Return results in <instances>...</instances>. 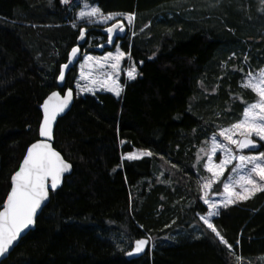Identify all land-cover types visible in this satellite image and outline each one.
<instances>
[{"label":"trees","instance_id":"trees-1","mask_svg":"<svg viewBox=\"0 0 264 264\" xmlns=\"http://www.w3.org/2000/svg\"><path fill=\"white\" fill-rule=\"evenodd\" d=\"M89 1L105 14L136 15L135 29L145 30L121 40V48L139 73L122 79L121 97L76 96L59 119L54 147L73 171L2 264H264V192L214 219L231 251L198 217L207 207L197 154L204 156L201 147L219 127L241 118V98L256 99L240 84L245 70L264 66L259 0ZM79 8L61 0H0V204L39 139L42 102L60 89V68L84 27ZM86 28L84 49L91 35L103 37L99 45L107 40L100 26ZM77 77L74 67L60 91H75ZM135 150L152 155L123 158ZM194 227L201 235L191 238ZM142 237L154 249L128 260Z\"/></svg>","mask_w":264,"mask_h":264},{"label":"snow or ice","instance_id":"snow-or-ice-1","mask_svg":"<svg viewBox=\"0 0 264 264\" xmlns=\"http://www.w3.org/2000/svg\"><path fill=\"white\" fill-rule=\"evenodd\" d=\"M71 0H61V3L69 5ZM117 16H124L129 25L134 20L133 14L108 13L105 14L98 6L85 4L77 15V19L107 24L114 21L110 27H106L108 33L107 42L113 43V36L125 32V26L122 21L117 20ZM76 27V24H73ZM86 29L81 28L79 39L84 40ZM80 49L73 47L68 54V62L63 64L59 71V81L65 80V70L76 61ZM125 53L121 52L117 46L116 54L109 52L102 58L85 57V63L80 65V79L86 81L81 91L95 92L97 88L106 89L117 97L120 96L122 88L118 78L121 73V61ZM93 63L99 70L97 75L89 70L85 72V65ZM247 62V57H245ZM111 69L110 72L103 71ZM243 72V69L240 70ZM129 80H135L137 72L135 66L127 70ZM241 87L251 90L256 99L253 102H241L245 104L242 110L241 118L231 123L227 127H219V131L214 133L209 141H205L208 147H201L200 152L204 153L201 157L197 154V164L203 160L202 167L210 175L201 177L203 181L200 184L204 205H207V214L201 215L200 219L208 230L218 238L219 243L225 245L231 251V245L221 235L220 231L214 225L212 218L219 215L220 207H228L237 201H246L252 198L258 192H264V151L258 154L245 155V149H257L258 144L253 137L264 142V69L257 72H248L242 79ZM80 87V85H78ZM73 97V92L69 89L65 95L60 92H52L41 105L43 111L42 122L39 124L38 134L42 139L32 143L27 148L26 155L23 158L19 170L11 177L10 192L6 200L0 204V257L8 253L13 247L14 242L20 238L25 230L35 225L38 210L42 204L48 200L49 191H54L61 183L63 175L70 171L72 165L63 158L61 153L52 146L53 127L57 122V117L68 108ZM217 137L222 138L221 142ZM264 147V145H260ZM221 153L217 163V153ZM151 152H143L139 155L129 154L124 157L127 160H136L141 156H151ZM236 163H233V162ZM231 165V171L234 174L229 176L227 181L223 182V200L220 203L213 202L208 198V193L213 185L219 183L224 176L226 169ZM175 167V165H173ZM258 178V179H257ZM237 243H239L237 241ZM148 241L146 239H137L134 241V248L127 254L144 252ZM239 260L240 258L237 257Z\"/></svg>","mask_w":264,"mask_h":264},{"label":"rangeland","instance_id":"rangeland-1","mask_svg":"<svg viewBox=\"0 0 264 264\" xmlns=\"http://www.w3.org/2000/svg\"><path fill=\"white\" fill-rule=\"evenodd\" d=\"M70 3H72L73 6H78V5L80 6V8L76 11V16L78 15L79 11L82 9V7H83L85 4H89V5H92V6H98L97 4H94V3L90 2L89 0H71ZM259 3H260V6H259V8H258V12H259V13H264V0H259ZM166 13L168 14V17H171V16H172V15H171V11H170V12H166ZM122 14H129V13H122ZM133 15H134L135 18H134L133 22L131 23V25H129L128 21L125 19L124 16H117V20H122V21H124L125 26L128 28V32H127V36H126V38H129V37H130V40H131L134 36H138L139 34L143 33V31L145 30L144 28H142L140 31L135 29V27H136L135 25H136V22H137V17H136L135 14H133ZM162 16H163V15H160V18H161ZM166 16H167V15H166ZM77 20H78V19H77ZM113 22H114V21H109L107 24H102V23L93 22V23L89 24V23H87L86 21H81V20H78V21H77L78 24H81V25L84 26V27H82V28L91 27V26H95V25H96V26H100L101 28H105V27L111 25ZM101 28H100V30H101ZM86 29H87V28H86ZM86 39H87V38H86ZM88 39H89V41H88V45H87L86 48L83 50V56H82L80 62L78 63V65L76 66L77 69H78V77H77V80L75 81L74 87H75V91H76V96H77V97L85 96V95H88V94L95 95V94H97V93H99V92H108L106 89H103V88H97V89L95 90L94 93H93V92H87V91H81V88L85 86L86 81H83V80L80 79V72H81L80 65L85 63V57H86V56H91V57H93V58H102V57L106 56L109 52H111V53H113V54H116V52H117V46H118V48H119V50H120L121 52H124V51L122 50V48H121V40H120V41H118V42H117L112 48L108 49L107 51H105V52H103V53H100V54L91 53V52H89V49H94V47H96L97 45L99 46L98 42H102V41H103V37H95V36L91 35V37L88 38ZM96 42H97V43H96ZM103 43H104V42H103ZM101 44H102V43H101ZM124 53H125V52H124ZM231 57H233V54H230L229 58H231ZM229 58H228V59H229ZM242 65H243V63H242ZM132 66H135V68H136V72H137V76H138V73H139V70H138V64H137L133 59H131L130 54H126V53H125V57H124V59L121 61V73H120V76H119V78H118L119 84H120V86H121V88H122V91H121V94H120L119 97H121V96L123 95V93H124V89H125V85H124L122 79H124L125 82H127V81H131V80H129L128 77H127V70H128L130 67H132ZM260 69H264V66L261 67V68H259L258 70H260ZM84 70H85L86 73H87L89 70H91V71L93 72V75H97L98 72H99V70H97V69L94 67L93 63H91V62L88 63L87 65H85V69H84ZM258 70H256V71H252L250 68H248L247 70H245V72H244V76H245L248 72H250V71H251V72H257ZM103 71L110 72L111 69H104ZM244 76H243V77H244ZM78 85H80V87H78ZM109 93L113 94L112 92H109ZM113 95H114V94H113ZM114 96L117 97L116 95H114ZM119 97H117V98H119ZM229 126H230V125H229ZM226 127H227V126H226ZM216 132H218V129H217ZM253 138H255L256 140L259 141V139H258L257 137H253ZM217 139L220 140L221 142H224V141L222 140V138H220V137H217ZM260 142H261L262 144H264V142H262V141H260ZM224 143H226V142H224ZM209 145H210V143H209ZM143 152H146V151L135 150L134 152H132V153H130V154H132V155H139L140 153H143ZM244 154H245V155H254V154H258V152H255V153H249V152H247V151H244ZM127 155H129V154H126L125 156H127ZM125 156H124V157H125ZM124 157H123V158H124ZM143 157H145V156H141V158H143ZM141 158H139V159H141ZM219 158H222V157H221V153L218 152L216 158H214V159L216 160L217 163L219 162ZM233 163H236V162L234 161ZM209 175H210V174L207 173V172L205 171V174H203V175L200 176V183L203 182V181L201 180V177H207V176H209ZM233 175H234V174H233L232 171H231V165H230V166L226 169L225 174H224V176L221 178V180H223V182H225V181H227V178H228L229 176H233ZM257 179H258V178H257ZM216 184H217V183H216ZM216 184H214L213 187H212V189L209 191V193H208V198L211 199L213 202L220 203V202L223 200V195H222V193H223V183H222V186H221L222 193H219V194L215 192ZM201 193H202V191H201ZM258 193H259V192H258ZM202 194H203V193H202ZM256 194H257V193H256ZM201 202L203 203V200H201ZM239 202H241V201H237L236 203H239ZM236 203H234V204H236ZM203 204H204V203H203ZM230 205H233V204H230ZM205 206L207 207V205H205ZM223 208H224V207H220V208L218 209L219 213H220L221 209H223ZM206 214H207V213H205V214H199V216H198L199 219H200V216H201V215H206ZM218 216H219V215H218ZM216 217H217V216H216ZM216 217H213V218H212V221H214V219H215ZM200 220H201V219H200ZM201 222L203 223L202 220H201ZM213 223H214V222H213ZM190 235H191V238L199 237V236L201 235V233H200V228H198V227H194V228L191 230ZM151 249H152V250L154 249V246H153V245L151 246Z\"/></svg>","mask_w":264,"mask_h":264},{"label":"water","instance_id":"water-1","mask_svg":"<svg viewBox=\"0 0 264 264\" xmlns=\"http://www.w3.org/2000/svg\"><path fill=\"white\" fill-rule=\"evenodd\" d=\"M119 21H122V20H119ZM122 22H123V24H124V26H125L124 21H122ZM111 25H112V24H111ZM111 25H109V26H107V27H110ZM105 28H106V27H105ZM105 28H101L100 31H101V32L107 37V36H108V33L105 31ZM85 29H86V28H85ZM87 31H88V30L86 29V33H87ZM126 35H127V27L125 26V32H124V33H118V34H115V35L113 36V43H112V44H109V43L107 42V40H106L104 43L100 44L99 46H96V47H95V50L98 51V52H100V53H103V52L107 51L108 49L112 48V47H113L118 41H120V39L125 38ZM86 37H87V36L85 35V39H84V40H80V39L78 38V42H77V44H76L74 47H78V48L80 49V52H79V54H78V57H77L76 61H74L71 65H69V68L65 70V80H64L63 82H61V81H59V79H58V86H59L60 89L65 87V85H66V78H67L68 73L70 72V70H71L72 68H74V67H76V66L78 65V63L80 62V60H81V58H82V56H83V50H84V46L86 45ZM60 89H57V90H55V91H53V92H60V93H61V96H63V95H65L66 92H67L69 89H71V88H66V89L64 90V92H61ZM71 90H72V92H73L72 100H71V102H70L68 108L65 109V111H64L63 113H61V114L57 117V122H56V124H55L54 127H53V140L51 141L53 147H54V139H55V138H54V137H55L54 135H55V129H56L57 123H58L59 119L63 118L65 115H67V114L70 112V110L72 109V107H73V105H74V103H75V100H76V93H75V91H74L73 89H71ZM49 95H51V94H49ZM49 95H48V96H49ZM48 96H47V97H48ZM47 97H46L44 100H46ZM43 102H44V101H43ZM43 102H42V104H43ZM42 104H41V105H42ZM40 109H41V112H42V118H43V111H42V107H41V106H40ZM41 122H42V120H41ZM40 139H42V138L39 137L38 140H40ZM253 139H254V141L258 144V148L255 149V150H253V149H245L244 151H247V152H249V153H255V152L262 151V148H263V147H260V145H263V144H262L260 141L256 140L255 138H253ZM38 140H36L35 142H37ZM35 142H33V143H35ZM30 146H31V145H30ZM30 146H29V147H30ZM54 148H55V147H54ZM55 150H57V149L55 148ZM57 151H58V150H57ZM60 153H61V152H60ZM25 155H26V153H25ZM25 155H24V156H25ZM61 155H62V153H61ZM62 156H63V155H62ZM23 158H24V157H23ZM63 158H64V156H63ZM64 159H65V158H64ZM65 160H66V159H65ZM22 161H23V159H22ZM22 161H21L20 165L22 164ZM66 162H68V161L66 160ZM68 163H70V162H68ZM70 164H71V163H70ZM20 165H19V167H20ZM19 167H18L17 171L19 170ZM72 171H73V167H71V169H70L69 172H67V173H65V174L63 175V177H62V179H61V183L58 185V187H57L54 191H58V190L63 186L64 181H65V178H66L67 176H69V175L72 173ZM14 174H15V173H14ZM14 174H13V175H14ZM13 175H12V176H13ZM54 191H51V190L49 191V198H48V200L45 201V202L42 204L41 209L38 210L35 225H34L33 227H31L30 229L25 230V232L21 234L20 238H18V240H17L16 242H14L13 247L9 249L8 253H6L4 256L0 257V264H2L5 260H7V259L9 258V256L11 255V253L15 250V248L19 245V243L21 242V240H22L24 237H26L31 231H34V230L36 229L37 219H38V217L41 215V213H42V211L44 210V208L49 204V202H50V200H51V193L54 192ZM9 192H10V190H9ZM9 192H8V193H9ZM6 197H7V196H6ZM5 200H6V198H5ZM5 200H4V201H5ZM1 210H2V208H1ZM140 239H146V240L148 241V245L146 246L144 252H141V253H138V254L134 253L133 255L129 256L127 253H128L129 251H131V250L134 248V243H133L132 249H130V250L126 253V258H127L128 260H134V259L141 258V257H143V256L146 254L148 248L151 249V246H152V245H151V240H150L148 237H142V238H140Z\"/></svg>","mask_w":264,"mask_h":264},{"label":"bare ground","instance_id":"bare-ground-1","mask_svg":"<svg viewBox=\"0 0 264 264\" xmlns=\"http://www.w3.org/2000/svg\"><path fill=\"white\" fill-rule=\"evenodd\" d=\"M127 32H128V28H127ZM126 36H127V35H126ZM125 38H126V37H125ZM125 38H123V39H125ZM123 39H120V40H123ZM51 93H52V92H51ZM51 93H50V94H51ZM40 110H41V109H40Z\"/></svg>","mask_w":264,"mask_h":264}]
</instances>
